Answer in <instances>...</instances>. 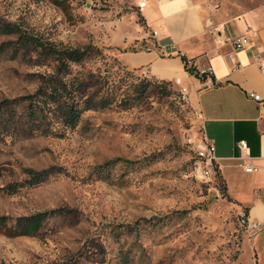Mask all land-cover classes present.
<instances>
[{
	"label": "rangeland",
	"instance_id": "1",
	"mask_svg": "<svg viewBox=\"0 0 264 264\" xmlns=\"http://www.w3.org/2000/svg\"><path fill=\"white\" fill-rule=\"evenodd\" d=\"M133 14L143 25L132 0H0V264H248L257 256L222 179L202 174L205 139L181 87L122 61L132 47L116 38ZM37 43L96 47L101 54L85 68L123 76L122 87L142 98L129 110L87 111L61 138L32 131L22 98L56 68ZM33 218L43 220L37 232L12 234Z\"/></svg>",
	"mask_w": 264,
	"mask_h": 264
},
{
	"label": "crops",
	"instance_id": "2",
	"mask_svg": "<svg viewBox=\"0 0 264 264\" xmlns=\"http://www.w3.org/2000/svg\"><path fill=\"white\" fill-rule=\"evenodd\" d=\"M132 2L143 25L133 14V25L119 29L116 39L123 36L132 47L122 61L181 87L205 141L216 147L215 168L227 195L240 214L248 209L249 219L261 225L250 233L257 256L248 264H264V0H218L216 9L205 0ZM238 36L249 37L250 45L236 50ZM182 56L197 70L211 68L212 75H191ZM242 141L246 151L239 148Z\"/></svg>",
	"mask_w": 264,
	"mask_h": 264
},
{
	"label": "trees",
	"instance_id": "3",
	"mask_svg": "<svg viewBox=\"0 0 264 264\" xmlns=\"http://www.w3.org/2000/svg\"><path fill=\"white\" fill-rule=\"evenodd\" d=\"M22 39L28 38L20 36L19 40ZM37 45L45 56L55 60L56 68L53 74L43 76L34 93L22 98L27 105L26 126L32 131L61 138L68 130L77 127L82 115L87 111L109 108L129 110L142 98L143 91L122 87L123 76L115 80L108 70L101 73L85 68V62L94 52L101 54V50L96 47L69 48L55 43H37ZM182 60L191 75L205 78L198 75L195 66L188 67V62H193L192 60L184 56ZM72 65H76L79 69L74 70ZM1 122L2 120L0 125ZM40 175L45 174H38ZM245 212L248 214V209ZM42 221L33 218L22 226L21 232H12V234L19 236L35 233L41 227ZM3 224L4 218H0V228Z\"/></svg>",
	"mask_w": 264,
	"mask_h": 264
},
{
	"label": "built area",
	"instance_id": "4",
	"mask_svg": "<svg viewBox=\"0 0 264 264\" xmlns=\"http://www.w3.org/2000/svg\"><path fill=\"white\" fill-rule=\"evenodd\" d=\"M140 8L146 7V2L139 3ZM213 7V9H216ZM156 36V32L153 33ZM251 39L247 36H238L233 40V46L236 50H242L250 45ZM188 67L194 66L193 62H188ZM200 77H210L212 75V69L207 68L204 70H196ZM250 97L256 101H260L261 97L259 95L251 94ZM247 143L245 141L240 142L239 148L242 151L247 150ZM215 152L216 147L213 143L205 141L201 150L199 151V160H200V169L202 170V174L204 178H216L217 172L215 168ZM240 226L249 233H254L261 229V225L257 222L251 221L246 212L242 213L239 216Z\"/></svg>",
	"mask_w": 264,
	"mask_h": 264
}]
</instances>
